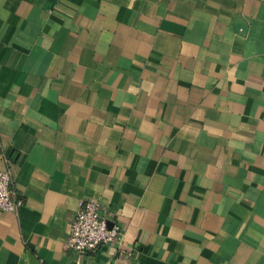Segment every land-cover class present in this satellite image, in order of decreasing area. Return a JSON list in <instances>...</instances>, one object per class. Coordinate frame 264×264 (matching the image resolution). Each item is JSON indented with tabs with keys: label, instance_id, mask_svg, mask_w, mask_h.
I'll return each instance as SVG.
<instances>
[{
	"label": "crops",
	"instance_id": "0c3cea01",
	"mask_svg": "<svg viewBox=\"0 0 264 264\" xmlns=\"http://www.w3.org/2000/svg\"><path fill=\"white\" fill-rule=\"evenodd\" d=\"M4 168L0 264H264V0H0Z\"/></svg>",
	"mask_w": 264,
	"mask_h": 264
},
{
	"label": "built area",
	"instance_id": "2783aa9c",
	"mask_svg": "<svg viewBox=\"0 0 264 264\" xmlns=\"http://www.w3.org/2000/svg\"><path fill=\"white\" fill-rule=\"evenodd\" d=\"M22 202V197L15 193L10 171L6 168L0 169V209L12 210L18 208ZM122 238L123 229L120 223H109L100 202L94 198H86L78 202L65 244L77 252L79 262L82 255L94 252L106 243H119Z\"/></svg>",
	"mask_w": 264,
	"mask_h": 264
}]
</instances>
